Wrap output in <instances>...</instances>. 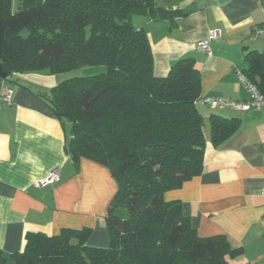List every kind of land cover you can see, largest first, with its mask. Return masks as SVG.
I'll return each instance as SVG.
<instances>
[{"label":"trees","instance_id":"obj_1","mask_svg":"<svg viewBox=\"0 0 264 264\" xmlns=\"http://www.w3.org/2000/svg\"><path fill=\"white\" fill-rule=\"evenodd\" d=\"M179 15L153 0H0V66L8 75L106 67L40 95L71 124L74 160L107 166L118 184L105 216L107 247L89 244V227L29 232L23 251L0 250V264H229L240 252L225 235L199 236L183 203L164 197L203 171L201 75L184 57L157 76L149 37L133 17ZM245 61L241 71L264 96V53L249 50ZM239 125L213 115V143H224Z\"/></svg>","mask_w":264,"mask_h":264},{"label":"crops","instance_id":"obj_2","mask_svg":"<svg viewBox=\"0 0 264 264\" xmlns=\"http://www.w3.org/2000/svg\"><path fill=\"white\" fill-rule=\"evenodd\" d=\"M153 1L181 13L173 21L133 17L149 37L155 74L165 76L176 61L192 57L201 75V97L247 101L250 94L237 69L247 68L249 50L264 53V39L252 37L254 28L264 24V0ZM212 29H220L222 37L211 41L206 53L198 43ZM81 68L0 77V250L7 256L23 251L29 232L53 236L64 228L89 227L91 246L110 243L105 216L117 181L101 163L74 160L68 152L71 124L40 95L64 80L86 76L74 74ZM8 92L10 103L3 99ZM198 109L206 138L203 171L164 197L183 203L199 236L225 235L232 248L240 249L228 257L229 264H264V107L198 104ZM213 115L240 121L219 146L212 141ZM56 168L58 182L37 186Z\"/></svg>","mask_w":264,"mask_h":264},{"label":"built area","instance_id":"obj_3","mask_svg":"<svg viewBox=\"0 0 264 264\" xmlns=\"http://www.w3.org/2000/svg\"><path fill=\"white\" fill-rule=\"evenodd\" d=\"M222 37V31L220 29H212L209 31L208 36L199 41L198 46L206 53H210V42L213 40H218ZM253 39H264V24L255 27L252 33ZM237 73L240 79L245 83L250 98L247 101H234L223 97H200L197 100V104L204 105H214L220 109L223 108H233V109H243V110H258L264 107V96L261 94L257 86L251 82L243 71L237 69ZM11 93L8 92L3 99L8 103L11 102ZM60 179V169L56 168L52 170L44 179L37 182V186H45L49 184H54Z\"/></svg>","mask_w":264,"mask_h":264},{"label":"rangeland","instance_id":"obj_4","mask_svg":"<svg viewBox=\"0 0 264 264\" xmlns=\"http://www.w3.org/2000/svg\"><path fill=\"white\" fill-rule=\"evenodd\" d=\"M20 2H21V0L20 1L19 0H14V4L15 5L20 3ZM105 71H106V67L105 66H86L85 68H81L79 70H76V72L74 74L90 76V75H95V74H98V73H101V72H105Z\"/></svg>","mask_w":264,"mask_h":264},{"label":"water","instance_id":"obj_5","mask_svg":"<svg viewBox=\"0 0 264 264\" xmlns=\"http://www.w3.org/2000/svg\"><path fill=\"white\" fill-rule=\"evenodd\" d=\"M7 75L8 74L5 71H3L2 67L0 66V77L6 78Z\"/></svg>","mask_w":264,"mask_h":264}]
</instances>
